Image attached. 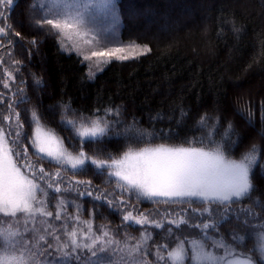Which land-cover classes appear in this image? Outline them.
I'll use <instances>...</instances> for the list:
<instances>
[{
  "label": "snow or ice",
  "instance_id": "1",
  "mask_svg": "<svg viewBox=\"0 0 264 264\" xmlns=\"http://www.w3.org/2000/svg\"><path fill=\"white\" fill-rule=\"evenodd\" d=\"M15 3L16 0H0V21L8 18L6 12L11 13ZM29 8L35 21L31 27L37 34L54 33L61 52L69 56L75 54L82 63L87 62L90 79L94 80L96 72L103 71V66L113 61L138 59L151 51L148 45L141 47L135 42L107 46L116 40L114 33L121 22L117 0H32ZM11 27V24L4 23L0 26V34L6 35ZM15 35L18 37L20 33ZM8 43L16 42L9 40ZM30 43L35 48L38 41L34 39ZM13 63L19 72L22 62ZM93 67L96 72L92 71ZM5 75L7 79L3 81V87L9 89V81H14L15 77L7 70ZM35 83L43 87L41 79L37 78ZM5 102L4 93L0 92V105ZM28 102L24 89L20 88L7 102V112L0 108V264H149V255L156 258L151 264L160 261L185 264L186 260L189 264H264V199L260 195L253 197V193L260 192V189L252 180L258 156L264 155V149L253 144L239 159L230 158V153L242 143V138L231 139L236 135L232 122H228L224 131L229 137L226 147L203 146L205 141L209 145L216 144L215 137L220 134L221 127L220 117L213 121L204 113L197 121V127L207 132L185 141L188 147L166 144L139 149L130 147L118 158L111 155L96 158L83 148L90 143L109 142L110 130L123 122L120 106H109L103 111L97 108L86 116L72 108L71 103H59L62 109L59 126L65 130L75 128V138L81 143V150L74 154L65 148L64 140L42 124L46 118L43 112L33 108L29 119L25 111L16 110L20 104ZM55 107L49 106V111H54ZM179 115L184 119L188 112L181 107ZM163 118L161 113L151 117L157 121ZM247 122L253 126L251 116ZM32 125L35 127L29 138L24 129ZM258 134L264 137V130ZM155 138L153 135L152 139ZM127 139L138 143L144 137L129 135ZM25 141L34 148L31 155L36 161L41 164L54 162L59 166L57 171L49 173L43 166H38L31 159L28 147L21 150ZM96 151L103 154L102 149ZM259 166L264 178V165ZM69 167L73 175L85 174L90 169L94 176L107 171L105 183H111L115 178L121 199L117 202L112 193L99 190L94 195L91 181L67 182V186L62 187L66 182L61 171ZM81 185L85 186L84 191H80ZM71 192L81 199L92 197L99 206H103L106 200L110 212L127 203L123 199L125 192L129 199L135 194L137 202L187 204L191 211L183 208L179 211L157 210L161 217L157 221L150 219V214L133 209L123 212L122 224L117 229L106 225L94 229L91 218L82 219L85 211L82 205L64 195ZM52 199L56 200L55 214L48 210ZM192 205H203V208H192ZM69 206L75 207L74 214H67ZM96 207L94 204L92 215L96 214ZM53 216L62 221L59 229L47 220ZM165 219L170 226L167 228L169 239L156 244L154 253L148 247L153 240L150 232L142 231L139 239L129 235L119 239L123 227L150 224L159 230L164 228ZM233 221L235 224L231 230L221 234L224 225ZM41 223L46 227H39ZM173 225L175 229L171 227ZM182 226L196 231L185 233ZM61 230L66 239H62ZM173 238L174 247L169 242ZM50 249L62 255L52 257Z\"/></svg>",
  "mask_w": 264,
  "mask_h": 264
},
{
  "label": "trees",
  "instance_id": "2",
  "mask_svg": "<svg viewBox=\"0 0 264 264\" xmlns=\"http://www.w3.org/2000/svg\"><path fill=\"white\" fill-rule=\"evenodd\" d=\"M31 2L18 0L7 18L11 29L6 35H0L5 45L0 56L8 52L11 63L22 62L19 72L15 70L17 65L14 63L13 69L9 70L15 77L14 81H9V89L3 87V81L7 79L6 70L0 69V92L4 93L6 101L0 108L5 113L12 93L23 88L29 102L20 104L16 110L25 111L30 119L31 110L39 109L46 117L42 124L53 130L64 140L65 148L75 154L81 150V143L75 138V128L65 130L59 126L62 111L59 103H71L72 108L84 112L86 116L97 108L103 111L109 106H120L123 122L110 130L109 142L90 143L83 148L96 158L107 155L118 158L130 147L139 149L159 144L188 147L185 141L207 132L197 127V121L204 113L213 121L221 118L216 144L209 145L205 141L204 147H226L229 137L224 135V131L230 121L236 133L231 139L242 138V143L230 153V158L239 159L253 144L264 149V137L258 134L264 130V0H117L124 36L140 45H148L151 51L138 59L109 63L94 80L89 78L87 66L81 58L61 52L54 33L37 34L36 29L31 27L35 23L29 8ZM4 23L5 20L0 21V26ZM16 32L20 36L17 37ZM34 39L38 41L35 48L30 43ZM9 40L16 43L9 44ZM1 63L4 66L3 59ZM37 78L43 81V87L36 85ZM49 106L56 107L54 111H49ZM181 107L188 112L187 118L181 119ZM158 113L163 114L162 120L151 119ZM249 116L253 118L252 127L247 122ZM34 127L26 126L24 129L29 138ZM129 135H143L144 139L132 142L127 139ZM153 135L155 139H152ZM20 147L21 150L28 147L31 159L36 161V157L31 155L35 150L28 141ZM96 149H102L103 154ZM36 162L49 173H55L59 167L54 162ZM259 165H264V155L258 156V166L252 176L254 185L260 189V192L253 193V197L260 195L264 199V178ZM61 177L66 182L62 187H66L67 182L91 181L94 195L99 190L101 193H112L117 202L121 199L115 178L111 183H105L108 180L107 171L94 176L90 169L85 174L73 175L69 167L61 171ZM84 190L85 186L81 185L80 191ZM64 195L75 204L82 205L85 209L82 219L91 218L94 229L99 225L117 229L122 224L123 212L133 209L150 214V219L157 221L161 219L157 210L179 211L183 208L191 211L187 204L137 202L135 194L129 199V194L125 192L123 199L127 203L110 212L106 200L103 206H99V202L92 197L81 199L75 192ZM94 204L97 205L96 214L92 215ZM55 205L56 200L52 199L48 210L54 214ZM191 207L202 209L203 205ZM74 213L75 207L69 206L67 214ZM47 220L57 228L62 224L54 216ZM234 224L235 221L224 225L221 234L230 231ZM164 225L159 230L150 224L123 227L119 239L123 240L126 235L139 239L142 231L150 232L153 240L148 247L154 253L156 244H163L169 239L167 219ZM171 227L175 229L174 225ZM182 229L185 233L196 231L186 226ZM169 242L172 247L175 246V238ZM147 259L151 264L156 258L149 255ZM159 264L165 262L160 261ZM185 264L189 262L186 260Z\"/></svg>",
  "mask_w": 264,
  "mask_h": 264
},
{
  "label": "rangeland",
  "instance_id": "3",
  "mask_svg": "<svg viewBox=\"0 0 264 264\" xmlns=\"http://www.w3.org/2000/svg\"><path fill=\"white\" fill-rule=\"evenodd\" d=\"M18 2V1H17ZM6 11V10H5ZM135 15V14H134ZM122 26H123V21H122V19H121V22H120V24L118 25V30L114 33V35H115V37H116V40L115 41H113V42H110V43H108L107 44V46H109V47H112V46H120V45H127V44H130V43H133L134 41L132 40V39H127L125 36H124V32H123V30H122ZM0 35H2V34H0ZM0 44H3L2 43V41L0 40ZM4 45V44H3ZM141 47H143V45H141ZM9 53L8 52H6L5 54H4V56H0V60H4V66H2V63H1V65H0V69L2 70V71H5V70H7L8 72H9V70L10 69H13V67H14V64L13 63H11V58H10V56L8 55ZM85 64H86V66H87V71H89V66H88V64H87V62H84ZM106 66H103V69L105 68ZM92 71H94V72H96V69L93 67L92 68ZM102 72V71H101ZM100 72H96V75L97 74H99ZM39 227H41V228H43V227H46V225H44L43 223H41L40 225H39ZM59 229V228H58ZM69 230H71V226L69 227ZM41 234H43V233H41ZM61 235H62V230H61ZM51 239V238H50ZM62 239H66V237H64L63 235H62ZM53 243H54V241H53ZM49 251H51L52 252V257H59V256H61L60 254H62L61 252H59V251H57V252H59V253H57V252H54L55 251V249H50ZM54 252V253H53ZM43 259V258H42ZM49 259H51V258H49Z\"/></svg>",
  "mask_w": 264,
  "mask_h": 264
},
{
  "label": "water",
  "instance_id": "4",
  "mask_svg": "<svg viewBox=\"0 0 264 264\" xmlns=\"http://www.w3.org/2000/svg\"><path fill=\"white\" fill-rule=\"evenodd\" d=\"M17 1H18V0H16V3H15V5L17 4ZM15 5L13 6V9H14ZM11 13H12V12H11ZM11 13H7V15H6V16H7V17H9V16L11 15ZM5 23H7V19H5ZM7 24H8V23H7Z\"/></svg>",
  "mask_w": 264,
  "mask_h": 264
}]
</instances>
